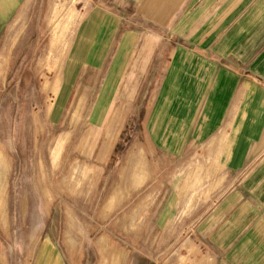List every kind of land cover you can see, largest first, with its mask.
Returning <instances> with one entry per match:
<instances>
[{
  "label": "crops",
  "instance_id": "crops-1",
  "mask_svg": "<svg viewBox=\"0 0 264 264\" xmlns=\"http://www.w3.org/2000/svg\"><path fill=\"white\" fill-rule=\"evenodd\" d=\"M31 1L0 0V38L5 24L27 12ZM151 85L148 109L156 100L164 104V125L180 135L170 146L181 147L193 116L201 115L208 130L224 133L226 141L217 146L226 148V161L211 208L197 223L182 227V242L180 234L167 236V254L152 253L145 263L264 264V0H92L73 31L45 114L67 128L58 135L66 141H58L53 158L62 147V164L71 153L88 159L97 141L93 132L103 128L112 101L138 94L143 99ZM2 148L10 168L0 228L8 234L13 158ZM116 160L115 155L104 168L90 166L86 179L96 174L95 186L102 192ZM0 161L7 172V159ZM49 232L46 227L36 238L35 264H65ZM98 239L93 248L99 247ZM159 242L153 236L150 243ZM195 247L201 251L198 258L188 252ZM83 262L76 264L89 261Z\"/></svg>",
  "mask_w": 264,
  "mask_h": 264
},
{
  "label": "rangeland",
  "instance_id": "rangeland-1",
  "mask_svg": "<svg viewBox=\"0 0 264 264\" xmlns=\"http://www.w3.org/2000/svg\"><path fill=\"white\" fill-rule=\"evenodd\" d=\"M91 2L32 0L27 12L23 10L2 30L0 159L8 161L7 172L0 165L2 215L10 168L3 144L13 158V170L8 234L0 228V264H35L31 251L46 227L53 231L49 238L65 264L85 259L88 264H146L153 254H167L169 236L180 234L182 242V227L206 214L222 183L226 148L217 145L226 141L224 133L208 130L203 117L196 115L181 147H171L180 135L164 125V104L156 100L152 111L148 109L152 85L143 99L138 94L112 101L103 128L93 132L97 141L88 159L71 153L67 161L65 150L62 164V147L53 158L58 141H66L58 135L67 128L60 123L58 128L45 114L54 102L73 31ZM84 127L80 126L79 137ZM115 155L110 180L101 192L95 186L96 174L86 179V170L104 168ZM112 192L115 199L106 213L104 206ZM153 236L160 242L152 247ZM98 238L99 247L93 248ZM188 252L197 258L201 253L196 247ZM178 257L182 262V254Z\"/></svg>",
  "mask_w": 264,
  "mask_h": 264
},
{
  "label": "bare ground",
  "instance_id": "bare-ground-1",
  "mask_svg": "<svg viewBox=\"0 0 264 264\" xmlns=\"http://www.w3.org/2000/svg\"><path fill=\"white\" fill-rule=\"evenodd\" d=\"M115 199V195L114 193L112 192L107 200H106V203H105V206H104V211H107L106 213H108L109 211H111V204L113 202V200Z\"/></svg>",
  "mask_w": 264,
  "mask_h": 264
}]
</instances>
